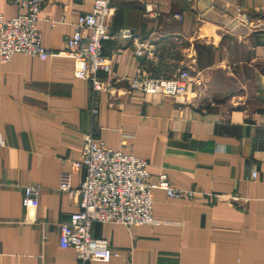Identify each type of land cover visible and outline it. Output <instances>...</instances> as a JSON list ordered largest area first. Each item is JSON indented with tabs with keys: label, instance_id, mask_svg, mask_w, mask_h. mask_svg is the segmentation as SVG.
<instances>
[{
	"label": "crops",
	"instance_id": "0c3cea01",
	"mask_svg": "<svg viewBox=\"0 0 264 264\" xmlns=\"http://www.w3.org/2000/svg\"><path fill=\"white\" fill-rule=\"evenodd\" d=\"M93 1L44 0L38 30L53 56L0 62V264L75 263L59 246V224L79 198L58 183L63 172L72 188L82 182L72 163L85 134L144 160L152 183L165 175L195 194L154 190L155 224H94L91 236L129 261L88 264H264V0H110V32H130L145 52L106 42L110 74L99 76L112 89L95 95L60 54ZM0 14L17 10L0 0ZM180 69L192 77L185 96L127 87L138 71L169 80ZM26 187L40 188L36 209L22 205Z\"/></svg>",
	"mask_w": 264,
	"mask_h": 264
},
{
	"label": "built area",
	"instance_id": "2783aa9c",
	"mask_svg": "<svg viewBox=\"0 0 264 264\" xmlns=\"http://www.w3.org/2000/svg\"><path fill=\"white\" fill-rule=\"evenodd\" d=\"M8 1L15 6L17 14L12 18L0 14V62L8 63L15 54L42 61L52 57L53 54L42 47L38 30V23L43 20L44 0ZM110 17V0H94L92 8L82 13L73 24V32L66 38L65 49L60 52L72 60L73 77L88 81L94 95L98 92L110 94L112 89V84L99 76L110 74L112 57L103 51L106 42L114 39L130 41L136 57L145 52L144 44L134 40L130 32L112 34L108 23ZM191 82V74L185 69L178 70L169 80L152 78L138 71L127 79V87L131 92L174 99L185 96ZM91 112L97 114L95 108ZM72 168L83 172V180L74 189L71 173L60 175L58 190L65 192L70 200L79 199L78 210L59 224V246L73 250L74 264L107 263L112 258L128 262L129 257L112 249L106 240L93 238L91 227L94 224H119L129 228L157 223L151 215L154 190H162L168 198L174 199H189L195 195L191 191L173 188L165 175L152 183L144 160L113 151L105 143L94 141L92 134L83 135L81 158L72 163ZM39 193V187L24 189L22 205L26 210L38 207Z\"/></svg>",
	"mask_w": 264,
	"mask_h": 264
},
{
	"label": "rangeland",
	"instance_id": "374dc122",
	"mask_svg": "<svg viewBox=\"0 0 264 264\" xmlns=\"http://www.w3.org/2000/svg\"><path fill=\"white\" fill-rule=\"evenodd\" d=\"M157 79V78H156Z\"/></svg>",
	"mask_w": 264,
	"mask_h": 264
}]
</instances>
